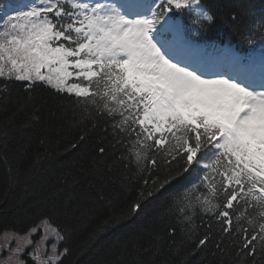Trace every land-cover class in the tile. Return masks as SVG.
Returning <instances> with one entry per match:
<instances>
[{"label": "snow or ice", "instance_id": "1", "mask_svg": "<svg viewBox=\"0 0 264 264\" xmlns=\"http://www.w3.org/2000/svg\"><path fill=\"white\" fill-rule=\"evenodd\" d=\"M216 19L204 0H0V97L43 88L67 101L90 128L80 146L97 134V161L135 189L121 216L180 185L142 246L146 264H168L160 257L178 237L210 264H264V59L256 74L193 55V36ZM256 24L241 36L264 46V14ZM41 231L43 254L33 241ZM3 235L0 251L19 243V233ZM24 236L15 255L35 244L36 264H63L69 249L58 250L64 236L49 220Z\"/></svg>", "mask_w": 264, "mask_h": 264}, {"label": "trees", "instance_id": "2", "mask_svg": "<svg viewBox=\"0 0 264 264\" xmlns=\"http://www.w3.org/2000/svg\"><path fill=\"white\" fill-rule=\"evenodd\" d=\"M217 13V19L200 34L201 43L218 41L244 50L252 18L264 14V0H204ZM235 9V12L232 10ZM239 13L233 25L229 15ZM185 24L195 33L196 26ZM0 235L5 231L24 233L47 219L61 231L62 248L69 252L63 264H146L142 246L150 240L157 220L167 210L179 190L174 186L149 205L139 216H121L135 198V189L121 184L117 174L105 172L91 150L93 134L81 147L79 136L90 131L84 122L76 123L71 107L37 89L28 97L25 90L13 87L5 100L0 97ZM77 147L73 148L72 145ZM6 145V146H5ZM127 174L131 175V172ZM104 197L98 199L97 194ZM107 222V224H106ZM98 234L90 238L92 233ZM187 239L166 250L160 259L168 264H210V255L192 257ZM178 252V254H177Z\"/></svg>", "mask_w": 264, "mask_h": 264}, {"label": "rangeland", "instance_id": "3", "mask_svg": "<svg viewBox=\"0 0 264 264\" xmlns=\"http://www.w3.org/2000/svg\"><path fill=\"white\" fill-rule=\"evenodd\" d=\"M259 56L261 57V55H259ZM253 57H254L255 61L258 60V58H256L255 55H253ZM26 232L19 233L20 234V236L18 238L19 243L18 244L17 243H13L11 245V249H14V248H16L18 246L22 247L25 244L26 237L24 236V234ZM5 233L10 235L12 233H17V232H14V231H5V232H3L0 235V249H2L5 246V244H6L5 236L3 235ZM42 235H44V233L41 231V232H38L33 237V241L34 242H37V241L40 242L39 250H40L41 254H43V252H44V242L41 240V236ZM53 239H54L53 237H49L48 243L51 244V242H53ZM61 244H62V241H59L58 244H57V248H58L59 251H63V249L61 247ZM34 248H35V244L33 246H31V247L25 248L24 251H23V254L19 255V256L15 255L11 249H9L8 251H0V264H36V262L29 255V253L34 251Z\"/></svg>", "mask_w": 264, "mask_h": 264}]
</instances>
